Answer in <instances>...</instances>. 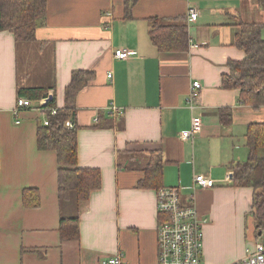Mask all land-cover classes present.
Instances as JSON below:
<instances>
[{"label": "crops", "instance_id": "crops-1", "mask_svg": "<svg viewBox=\"0 0 264 264\" xmlns=\"http://www.w3.org/2000/svg\"><path fill=\"white\" fill-rule=\"evenodd\" d=\"M127 2L133 0H47L35 41L0 32V264H100L116 256L157 264V189L138 187L157 154L162 186L179 189L184 206L194 198L206 264H235L257 240L250 215L254 190L234 187L231 177L232 166L247 161L246 133L264 124V106L243 105L238 90L222 88V76L231 74L229 61L245 58L235 44L239 23L264 22L259 1L137 0L130 19ZM191 6L199 12L196 22L188 20ZM155 18L184 19L188 50L159 52L149 32ZM21 45L29 68L35 67L30 74H40L25 87L19 84ZM118 49L134 55L119 60ZM80 70L95 77L79 93L71 120L78 129V166L99 169L102 187L87 202L61 208L56 153L37 147L44 115L29 109L17 118L14 108L19 90L44 88L54 96L53 107L62 109ZM196 81L203 88L192 112L187 100ZM113 106L123 113L111 114ZM224 109L232 113L228 125ZM193 114L201 116L202 131L185 141L181 134L191 129ZM195 175L216 186L194 191ZM27 189L39 191V208H24ZM62 217L79 218L78 241L62 240Z\"/></svg>", "mask_w": 264, "mask_h": 264}, {"label": "trees", "instance_id": "trees-1", "mask_svg": "<svg viewBox=\"0 0 264 264\" xmlns=\"http://www.w3.org/2000/svg\"><path fill=\"white\" fill-rule=\"evenodd\" d=\"M137 0H133V4ZM259 5L264 11V0ZM126 3L125 18H132ZM47 0H0V32L12 33L17 42H33L39 24L44 21ZM240 33L236 37V47L245 53L241 61H229L231 74L222 76V88L238 90L243 105L259 109L264 106V22L249 24L240 22ZM149 32L152 44L159 52H184L189 47L188 27L184 19H152ZM95 75L89 71L74 72L65 91V106L54 116L48 115L49 125L39 126L37 147L40 151H54L58 164V198L61 208L67 202L80 204L87 202L94 192L102 187L99 169L78 166V129L66 126L76 115V101L79 93L93 81ZM47 89L33 88L19 90V97L31 101L51 98ZM53 100L47 107L54 106ZM223 123H231V110L221 111ZM74 122V121H73ZM249 150L246 162L232 166L233 186L253 188V205L250 212L257 231L264 235V124H252L246 133ZM163 159L160 154L153 155L145 169V177L138 184L141 189H162ZM23 206L27 209L40 207L41 196L37 189L23 192ZM60 234L63 241H78L80 222L78 217H62Z\"/></svg>", "mask_w": 264, "mask_h": 264}, {"label": "built area", "instance_id": "built-area-1", "mask_svg": "<svg viewBox=\"0 0 264 264\" xmlns=\"http://www.w3.org/2000/svg\"><path fill=\"white\" fill-rule=\"evenodd\" d=\"M111 13L106 14L110 19ZM199 12L195 7H190L188 11L189 22H196ZM109 23L106 25L108 26ZM134 54L126 49L115 51V57L119 60H127ZM112 75H109V79ZM202 84L198 81L191 86L190 95L187 100V106L194 112L198 108L197 101L200 99ZM47 99H41V104L33 106V102L25 97L17 99L14 108L15 117L29 109H36L44 115L43 125L48 126V115H56L58 108L47 107ZM115 116L122 114V110L116 107L109 109ZM20 122H18L19 124ZM66 126L74 129L76 124L68 121ZM202 131V118L200 115L192 116L191 129L184 131L181 138L185 141H194L195 136ZM216 186L215 180L203 175H195L192 189H211ZM190 205L184 206L180 200V190L176 188H162L157 190V211H158V229H157V264H206L204 262V241H203V221L200 219L194 198L190 197ZM264 237L260 236L252 246L246 249V256L235 264H264ZM100 264H130L122 257L116 256L110 259L102 260Z\"/></svg>", "mask_w": 264, "mask_h": 264}, {"label": "rangeland", "instance_id": "rangeland-1", "mask_svg": "<svg viewBox=\"0 0 264 264\" xmlns=\"http://www.w3.org/2000/svg\"><path fill=\"white\" fill-rule=\"evenodd\" d=\"M22 45L21 48H19V84L20 86L25 87V85L30 86L37 83L36 80L39 79L40 74L39 72H36L35 75L30 74L35 67L33 66L29 68L30 61L25 60V55L23 53ZM32 102L34 107L39 106L41 104V100L32 101ZM261 156L264 157V151H261ZM262 239H264V237Z\"/></svg>", "mask_w": 264, "mask_h": 264}, {"label": "water", "instance_id": "water-1", "mask_svg": "<svg viewBox=\"0 0 264 264\" xmlns=\"http://www.w3.org/2000/svg\"><path fill=\"white\" fill-rule=\"evenodd\" d=\"M51 100H52V98H48V99H47V103H49V101H51ZM231 179H233V177H231ZM260 236H262V232H261V231L259 232V237H260Z\"/></svg>", "mask_w": 264, "mask_h": 264}]
</instances>
